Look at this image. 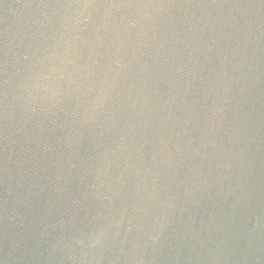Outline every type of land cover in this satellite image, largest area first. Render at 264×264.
<instances>
[{"label": "water", "instance_id": "95a60500", "mask_svg": "<svg viewBox=\"0 0 264 264\" xmlns=\"http://www.w3.org/2000/svg\"><path fill=\"white\" fill-rule=\"evenodd\" d=\"M0 264H264V0H0Z\"/></svg>", "mask_w": 264, "mask_h": 264}]
</instances>
